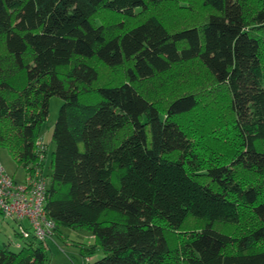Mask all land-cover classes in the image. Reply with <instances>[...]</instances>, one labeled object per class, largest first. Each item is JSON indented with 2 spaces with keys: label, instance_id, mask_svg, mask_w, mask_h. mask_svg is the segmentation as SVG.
Returning <instances> with one entry per match:
<instances>
[{
  "label": "trees",
  "instance_id": "1",
  "mask_svg": "<svg viewBox=\"0 0 264 264\" xmlns=\"http://www.w3.org/2000/svg\"><path fill=\"white\" fill-rule=\"evenodd\" d=\"M198 1L196 25L176 9L132 19L186 7L176 0H0V146L26 172L43 169L37 139L50 97L62 100L52 234L0 246V264H48L62 226L101 247L86 264H264V0ZM101 8L125 18L107 28ZM192 60L225 93L218 114L193 93L162 112L135 86ZM92 61L124 78L98 83ZM187 217L195 226L177 235Z\"/></svg>",
  "mask_w": 264,
  "mask_h": 264
},
{
  "label": "rangeland",
  "instance_id": "2",
  "mask_svg": "<svg viewBox=\"0 0 264 264\" xmlns=\"http://www.w3.org/2000/svg\"><path fill=\"white\" fill-rule=\"evenodd\" d=\"M176 2L178 4L182 3L186 7L182 10H178L174 7V4L168 3H166L167 5L165 4L161 7L151 6L148 8L149 10L147 12H139L132 19L138 21L145 18L148 14L164 18L169 11H174L176 9V11L183 12V19L185 17L187 19L191 17V24L194 23L198 25L202 22L201 18L206 10L199 7L200 3L198 0H176ZM96 16L98 17L97 21L104 24L107 28L108 26H115L119 20L125 18L124 16L110 13L108 10L102 8L95 13L94 17ZM92 62L94 63L95 68H97V72L99 74L98 83H116L124 78V67L109 68L100 62ZM214 85L215 83L210 75L205 72L204 68L197 60L174 65L165 73L156 74L149 79L138 80L135 84L139 92L145 95L162 112L172 98L185 93H193L197 97L201 109L208 110V112L215 111L218 114V112L221 111L226 104V97L223 89H215ZM61 101V98L58 96L50 97L48 115L46 120L41 125L40 136H38L37 139V148L39 150H41V148L46 150V155L43 157L42 174L45 176L47 181L50 174V153L54 148V142L51 139V132ZM225 111L226 109L222 112ZM0 163L9 174L14 176V179L19 182L24 181V169L17 166L14 158L5 148H2L1 146ZM193 222L192 217H187L181 227V231L176 234L180 236L189 234L188 232L195 226ZM60 231L61 236H56L54 234L52 238H49L46 242L48 264H86L88 259L96 260L103 256L101 247L97 246L94 238L85 231H75L66 226L60 227ZM10 235L13 237V232L10 231ZM91 247H93L92 254H86V251ZM10 249H14V246H10Z\"/></svg>",
  "mask_w": 264,
  "mask_h": 264
},
{
  "label": "built area",
  "instance_id": "3",
  "mask_svg": "<svg viewBox=\"0 0 264 264\" xmlns=\"http://www.w3.org/2000/svg\"><path fill=\"white\" fill-rule=\"evenodd\" d=\"M42 171H25L24 181L19 182L0 163V214L14 221L20 240H42L50 237L54 228L45 211L48 183Z\"/></svg>",
  "mask_w": 264,
  "mask_h": 264
},
{
  "label": "crops",
  "instance_id": "4",
  "mask_svg": "<svg viewBox=\"0 0 264 264\" xmlns=\"http://www.w3.org/2000/svg\"><path fill=\"white\" fill-rule=\"evenodd\" d=\"M10 231L13 232V237L10 235ZM22 243L23 240H20L16 236L14 221L12 219L5 218L0 214V246L8 245L10 248V246L12 247L13 245L14 249H17L22 246Z\"/></svg>",
  "mask_w": 264,
  "mask_h": 264
}]
</instances>
